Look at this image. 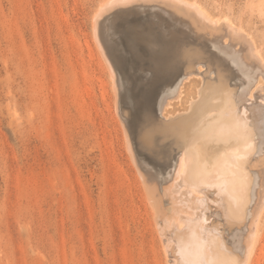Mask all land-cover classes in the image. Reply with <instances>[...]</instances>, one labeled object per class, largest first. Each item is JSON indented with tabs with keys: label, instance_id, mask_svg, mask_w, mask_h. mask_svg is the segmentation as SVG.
Instances as JSON below:
<instances>
[{
	"label": "rangeland",
	"instance_id": "obj_1",
	"mask_svg": "<svg viewBox=\"0 0 264 264\" xmlns=\"http://www.w3.org/2000/svg\"><path fill=\"white\" fill-rule=\"evenodd\" d=\"M107 1L0 0V264H170L175 257H167L163 246L164 216L155 218L140 170L159 185L165 209L181 203L164 186L191 143L192 135L178 130L191 126L204 103L226 124L228 141L255 139L240 166L243 202L237 187L228 191L235 182L229 169L223 173L230 181L216 200L220 209L186 192L178 196L191 211L206 209L209 225L202 235L210 254L242 260L238 234H248L260 199L256 187L264 184L263 155L255 167L253 150L264 153V138H256L257 123L238 98L255 86L260 100L264 72L249 58L242 66L234 63L221 49L237 47L225 26L213 36L205 24L158 1L107 10L95 27ZM196 1L250 33L264 58V0ZM183 46L178 65L174 52ZM157 61L179 68L166 71ZM214 81L221 89L211 93ZM192 165L181 184L198 180ZM205 180L199 178L207 187ZM221 181L215 176V184ZM192 235L188 226L174 227L170 239L189 245ZM250 264H264V208Z\"/></svg>",
	"mask_w": 264,
	"mask_h": 264
},
{
	"label": "bare ground",
	"instance_id": "obj_2",
	"mask_svg": "<svg viewBox=\"0 0 264 264\" xmlns=\"http://www.w3.org/2000/svg\"><path fill=\"white\" fill-rule=\"evenodd\" d=\"M147 1L148 2H154V1L157 2L158 1L159 3H164L165 6L174 8V10L177 9V10H180V12L181 11L184 12L185 14H187L188 16H190L194 20V21H191L192 19L190 20V22H193V24L195 21H199V22L205 24V26H204L206 28L205 32L208 31L213 36H214V32L217 34L219 32L218 30L222 29L225 26L228 38L231 40V42L235 46L237 45V47L235 48V51L229 50V47H224L221 49L227 55H229L232 58L234 63H237L240 66H242L243 65L242 62H244V60L246 62H248L247 58H249L250 60L255 61L258 64L259 68L264 72V58H263L262 54L260 53V51L258 50V47H257L252 35H250V33L246 32L244 30V28L237 25L234 21H232L227 16H225L224 18L213 17L196 0H108L106 2V4L101 7V11H100L99 16L97 15L98 18H97V22L95 24V27H97L98 20L105 13H107V10H111L113 8L119 9V8L129 6V5L134 4V3H139V2L141 3V2H147ZM165 6H163V9ZM178 12L179 11H177V14H178ZM185 14H182V15L184 17H187ZM179 16H180V14H179ZM180 19H181V17H180ZM181 21L183 22L184 20H181ZM187 23H188V25L190 24L188 20H186V25H187ZM192 28H194V27H192ZM97 30H98V28H97ZM176 30H178V29H176ZM204 33H203V35H204ZM95 34H98V33L95 32ZM224 34H225V32H224ZM209 37H207V38H209ZM97 40L100 42V40L98 39V35H97ZM226 40H227V38H226ZM156 46H157V44H156ZM161 47H164V46H161ZM175 47H173V48H175ZM156 48H159V47H156ZM239 48L244 50V52L241 51ZM172 50H175V49H172ZM183 50H184V46H183V48H181V47L176 48V51L174 52V56L177 59L178 65H180V63L183 62V57H182ZM157 52H160V51H157ZM192 56L193 55H191V57ZM106 59H107V57H106ZM185 59H186V55H185ZM107 62L109 64V66H111L108 59H107ZM251 63H253V62H251ZM158 64H159V62H158ZM176 64L171 63V62H162L159 65H161L162 67H165L164 69L167 71V69L173 70L175 68ZM177 66H176V68H179ZM155 67L156 66H154V69H155ZM157 68L159 69V66ZM175 70H177V69H175ZM221 74L223 77L225 76L224 75L225 72L224 73L221 72ZM159 76H162V75L159 74ZM231 77H232V75H231ZM228 79H230V78H228ZM228 79H226V80H228ZM259 82L260 81H258V83ZM182 85H183V81H182ZM117 86H118V84H117ZM117 86L115 84V87H113V88H115L116 91L119 88V87L117 88ZM209 87H210L209 91L211 93L217 92L221 89V86L217 81H214ZM254 88H255V86L250 87L249 89H247V91L245 90V92L242 90L244 92V93L242 92L243 96L241 98L239 97L238 99L244 100V101H241V107H242L244 114L246 116L252 118L254 120V122L257 123L255 125H257V127H258L257 131H259V134L256 136V138L262 137V139H263L264 138V96H263L264 93H263V95L261 94L262 96H260L261 97L260 100L256 99L255 95H254V92H255ZM179 92H180V90H179ZM179 92H178V94H179ZM178 94H177V96L179 97ZM168 95L169 94H167V93L163 95V101H162L163 102V104H162L163 109H165V106L167 104L169 105V103H170L171 98ZM181 95H182V93H181ZM257 98H258V95H257ZM159 107H161V106H159ZM197 109H198V113L195 114L194 116H192L191 126H188V127H181L180 126V129L178 130L179 133H184V134H189V135L191 134L192 135L191 143H190V146L188 149H185L179 153V155L177 157V164L175 166L176 170L172 175H169L167 183L164 186L165 188L163 187L166 190V192H168L171 196L177 197V199H179V197H180L181 203L176 201L174 203V205L171 206V208L165 209V206L163 205V203H165V205H166V202H163L165 200H161V198H159V195L162 193L161 192L162 190L160 189L159 185H157L155 182H151L147 178L148 176L146 175V173L144 171L140 170V173L144 179V183H145L144 186H146V188H147L146 190H148L150 198H151V203L153 205V206L152 205L151 206L153 207V209H155V211H154V214L156 215L155 218H157L159 215L161 216V214H162L161 217L164 216V221H165V224L167 226V228L165 227V229H167V231L165 230V233L161 232L160 229H159V231L162 234H166V235L160 234L163 236V237L161 236V238L164 242L163 246L165 248V253H166L167 257L170 255L172 257L173 256L175 257V259L170 257V258H172V259H170L172 264L178 263V262H176L178 256L182 257L181 258L182 259L181 264H250V262L252 261V256H253L254 249H255V243L257 240V233H258V228L260 225L261 214H262V211L264 208V184H261V182L258 184L256 183L258 185L256 187L257 188L256 190L258 191L257 195L259 196L260 199L258 198L259 200H257V201H259V203H256V205L257 204L258 205L257 206L255 205V207H254V214H253L254 216H252L253 219L250 222L248 234L246 235L244 233L245 230H243L244 232L242 230H240L239 234H238L239 235V241H238L239 245L237 248L239 249L240 246L244 247V249L242 250L243 251V256L241 258L242 260H238V259H240L238 256L234 258L233 256H228V255H225L221 252L217 253V254H210L209 251H210V244L211 243L209 242L208 238L206 239L202 235L203 232L207 230L206 228H208V225H209L207 222L206 214H205L206 209H204V208L202 209L203 213H200L199 212L200 210L197 209L196 207H195L196 210L193 209L194 211H191L190 209H188L186 207V204H182L184 202V200L182 199V196L181 195L178 196L179 193L186 192L190 195H195L196 197L198 196L199 198L202 197L205 200L209 201V203L212 204V206L217 207L216 209H220L221 205H219L216 202V200L219 197V189L220 188H227V182L230 181L227 174L223 173V172H228V171H226V169H229V171L232 173V175L235 178V182H232L233 184L230 183L228 191L232 193V191H234L237 187L238 191L242 192L240 198L242 199L241 201L243 202V196H244V192H245V191H243V186H246L245 185L246 181L243 182V180H242V177H241L242 171L240 169V166H242L244 164L243 157L245 156V153H246L245 149L248 146L250 147V145H252L254 147L255 146V144H254L255 139L253 138L252 140L251 139L248 140V138H246V136L244 135V136H238L236 139H234L232 141H228L226 134H225L226 129H227L225 127L226 124H224V122L218 121V119L221 118L220 116H217V114L211 113L212 108L210 107V105H208L207 103H204V104L197 106ZM165 110H167V109H165ZM152 120H153V118H152ZM154 128L152 130H154ZM165 128H168V127H165ZM156 129H158V128H156ZM167 131L170 132L169 134H171V132L173 133V131L170 130L169 128ZM167 131H166V133H167ZM126 134H128V133H126ZM152 135H153V132L149 136L148 141L151 144L150 146L152 147V145H153V147H154L157 144L154 145L155 142L153 144V138L155 136L152 138L151 137ZM156 135H158V133ZM127 136L129 138V135H127ZM164 139L165 138H163L162 140H164ZM220 140H224L226 142L223 145V147H221ZM164 141H166V139ZM164 141H162V142H164ZM261 145L264 148V140L261 142ZM150 146H148L149 149H151ZM129 147L131 148V146H129ZM256 150L257 149L253 150V155H254L253 158L256 161V164L254 163L255 167L261 161V159H258L259 155H263L262 164L264 165V153L262 152V147L260 148V150L258 152L259 153L258 156H256L257 155ZM133 155H135V154H133ZM133 159L135 161L134 156H133ZM189 161H191V163L193 162L192 171L198 180L195 182L193 181L191 184H187V183L181 184L182 183V180H181L182 176H183V174H184V172L188 166ZM221 170H223V171H221ZM215 176H218V177L222 176V181L215 184V182H214ZM199 178L200 179L206 178L205 182H207V185H206L207 187L202 185V182L199 181ZM227 178H228V181H227ZM263 178H264V174H263ZM232 195L234 196V198H236L237 194H232ZM229 197L231 198V196H229ZM235 200H233V201L235 202ZM235 203H234V205H235ZM218 214H219V212L216 211L215 215H218ZM194 219H197V220L195 222H193ZM154 220H156V219H154ZM158 221H159V218H158L157 222ZM156 224H157L156 226H158V223H156ZM159 224H160V222H159ZM165 224H164V226H165ZM194 224H197V226L194 227ZM241 225H240V227H241ZM164 226H161L160 228L163 229ZM184 226H188L189 228L193 229V235L191 236V241H190L189 245H187L188 243H184V242H182V244L180 242L176 243L177 241L175 242L172 238L170 239V233L174 227L183 229ZM158 227H157V229H158ZM226 231H228V230H226ZM173 242H174V244H173ZM174 246L176 249L175 248L173 249ZM177 247H178L180 252L177 250ZM177 251H178V253H177ZM167 260H169V259H167ZM172 260H174V261H172Z\"/></svg>",
	"mask_w": 264,
	"mask_h": 264
}]
</instances>
